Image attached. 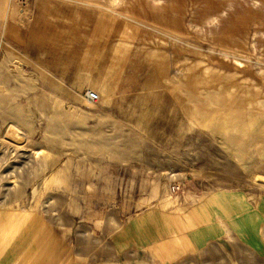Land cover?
I'll return each mask as SVG.
<instances>
[{
  "label": "rangeland",
  "instance_id": "374dc122",
  "mask_svg": "<svg viewBox=\"0 0 264 264\" xmlns=\"http://www.w3.org/2000/svg\"><path fill=\"white\" fill-rule=\"evenodd\" d=\"M55 239L264 264V0H0V264Z\"/></svg>",
  "mask_w": 264,
  "mask_h": 264
},
{
  "label": "crops",
  "instance_id": "0c3cea01",
  "mask_svg": "<svg viewBox=\"0 0 264 264\" xmlns=\"http://www.w3.org/2000/svg\"><path fill=\"white\" fill-rule=\"evenodd\" d=\"M37 245H39V247ZM58 245H59L58 239H55L54 242H49V244L47 242H42L41 240H39V243L38 241H35V246H36L34 250V254H35L34 259L36 261L35 263H37V261L39 260L42 264V261H46L45 259H47L48 255L50 256V258H54L59 261L60 254L58 251ZM14 248H15L14 250L15 254H18L22 257L24 256L26 249L25 242L17 243V245ZM38 253L40 254V256H38Z\"/></svg>",
  "mask_w": 264,
  "mask_h": 264
},
{
  "label": "built area",
  "instance_id": "2783aa9c",
  "mask_svg": "<svg viewBox=\"0 0 264 264\" xmlns=\"http://www.w3.org/2000/svg\"><path fill=\"white\" fill-rule=\"evenodd\" d=\"M86 96H87V98L89 100H92L94 102L99 100V95L96 92L92 91V90H88Z\"/></svg>",
  "mask_w": 264,
  "mask_h": 264
}]
</instances>
